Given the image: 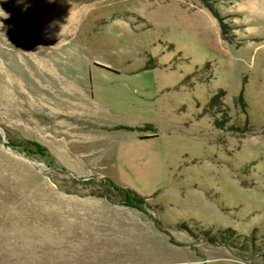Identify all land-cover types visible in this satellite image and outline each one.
<instances>
[{
    "label": "rangeland",
    "instance_id": "obj_1",
    "mask_svg": "<svg viewBox=\"0 0 264 264\" xmlns=\"http://www.w3.org/2000/svg\"><path fill=\"white\" fill-rule=\"evenodd\" d=\"M0 264H264V0H0Z\"/></svg>",
    "mask_w": 264,
    "mask_h": 264
},
{
    "label": "trees",
    "instance_id": "obj_2",
    "mask_svg": "<svg viewBox=\"0 0 264 264\" xmlns=\"http://www.w3.org/2000/svg\"><path fill=\"white\" fill-rule=\"evenodd\" d=\"M29 144V147H26V148H34L35 151L38 152V154H42V155H45L46 153V148L42 145H40L39 143L37 142H28ZM33 150V149H32ZM108 179V178H107ZM109 182L112 184V186H114V188L116 190H124L125 191V200L124 202L122 203L123 205H126V206H133V207H136V204L133 203L132 200H130V194H129V191L128 189H124V188H121L119 186H117L113 181H111L110 179H108Z\"/></svg>",
    "mask_w": 264,
    "mask_h": 264
},
{
    "label": "crops",
    "instance_id": "obj_3",
    "mask_svg": "<svg viewBox=\"0 0 264 264\" xmlns=\"http://www.w3.org/2000/svg\"><path fill=\"white\" fill-rule=\"evenodd\" d=\"M87 200H88V199H87ZM87 200H86V201H87ZM97 201H99V202H103V203H110L109 200H108V199H105V198L89 200V202H94L93 204H96L95 202H97ZM113 206L115 207L116 204H113ZM117 206L122 207V208H123V207H125V208L127 207V206L120 205V204L117 205ZM117 206H116V207H117Z\"/></svg>",
    "mask_w": 264,
    "mask_h": 264
}]
</instances>
